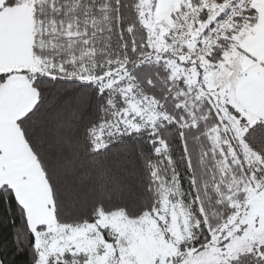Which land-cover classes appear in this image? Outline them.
<instances>
[{
	"label": "snow or ice",
	"instance_id": "obj_1",
	"mask_svg": "<svg viewBox=\"0 0 264 264\" xmlns=\"http://www.w3.org/2000/svg\"><path fill=\"white\" fill-rule=\"evenodd\" d=\"M0 264H264V0H0Z\"/></svg>",
	"mask_w": 264,
	"mask_h": 264
}]
</instances>
